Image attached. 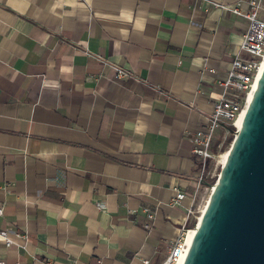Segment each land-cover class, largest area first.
I'll list each match as a JSON object with an SVG mask.
<instances>
[{"label":"crops","instance_id":"1","mask_svg":"<svg viewBox=\"0 0 264 264\" xmlns=\"http://www.w3.org/2000/svg\"><path fill=\"white\" fill-rule=\"evenodd\" d=\"M248 1L0 0V232L27 236H0V261L166 260Z\"/></svg>","mask_w":264,"mask_h":264},{"label":"water","instance_id":"2","mask_svg":"<svg viewBox=\"0 0 264 264\" xmlns=\"http://www.w3.org/2000/svg\"><path fill=\"white\" fill-rule=\"evenodd\" d=\"M183 264H264V68Z\"/></svg>","mask_w":264,"mask_h":264},{"label":"built area","instance_id":"3","mask_svg":"<svg viewBox=\"0 0 264 264\" xmlns=\"http://www.w3.org/2000/svg\"><path fill=\"white\" fill-rule=\"evenodd\" d=\"M248 9L244 10L242 5L232 9V12L248 20L249 26L243 35L239 47V53L234 58L227 79L222 82L224 93L214 105V110L208 117L207 126L204 130L197 132L193 137V152L201 161L202 177L207 175L206 165L211 160L220 158L214 152L216 136L221 128L231 129L234 133L239 129L237 124L247 109L249 96L255 92L260 75L264 68V0H249ZM116 79L128 77V73L123 69L115 67ZM229 133H231L228 130ZM233 134V133H232ZM186 196L178 193L173 200L174 205L181 204ZM100 209H105V205L99 204ZM203 210L197 208L189 210L190 221L182 229L179 239L171 247L166 260L162 264H183L192 241L190 233L197 228V223L202 217ZM4 210L0 206V218ZM198 214H201L198 216ZM149 219L154 216L148 212ZM0 236L4 239L7 247L16 245L13 237L27 242V236L22 233H14L13 237L9 232L1 231ZM0 264L4 262L0 261ZM145 264H149L145 261Z\"/></svg>","mask_w":264,"mask_h":264},{"label":"rangeland","instance_id":"4","mask_svg":"<svg viewBox=\"0 0 264 264\" xmlns=\"http://www.w3.org/2000/svg\"><path fill=\"white\" fill-rule=\"evenodd\" d=\"M234 135L227 132H223L217 136L216 143L214 145V152L220 156L216 160H211L206 165L207 178L212 182L211 186H201L196 194V208L197 210H203L208 202V199L212 193V186L217 182L222 170V156L226 154L233 142ZM201 214H198L200 216Z\"/></svg>","mask_w":264,"mask_h":264},{"label":"bare ground","instance_id":"5","mask_svg":"<svg viewBox=\"0 0 264 264\" xmlns=\"http://www.w3.org/2000/svg\"><path fill=\"white\" fill-rule=\"evenodd\" d=\"M252 97H253V93L249 96V101L251 100ZM245 113H246V110H244V112H243V114H242V116H241V118H240V121H239V123L237 124V127H240V126H241V123H242V121H243V118H244ZM226 157H227V153L224 154V155L222 156V163H224ZM194 234H195V230L192 231V232L190 233L191 238H193V235H194Z\"/></svg>","mask_w":264,"mask_h":264},{"label":"trees","instance_id":"6","mask_svg":"<svg viewBox=\"0 0 264 264\" xmlns=\"http://www.w3.org/2000/svg\"><path fill=\"white\" fill-rule=\"evenodd\" d=\"M201 185L206 187V186H211L212 182L207 178V176L205 175L202 180H201Z\"/></svg>","mask_w":264,"mask_h":264}]
</instances>
